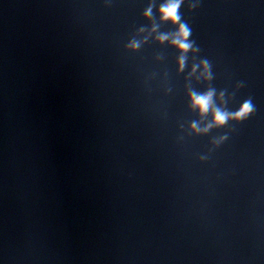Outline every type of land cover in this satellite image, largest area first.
Instances as JSON below:
<instances>
[{
	"label": "clouds",
	"instance_id": "9594fccd",
	"mask_svg": "<svg viewBox=\"0 0 264 264\" xmlns=\"http://www.w3.org/2000/svg\"><path fill=\"white\" fill-rule=\"evenodd\" d=\"M183 0H169L168 3L163 4L159 9V14L162 22H170L172 25H177L179 22L178 9L180 8ZM151 16V7L145 12V17L148 18ZM152 32H156V28L153 27ZM190 35V30L186 25L180 24L177 32L169 37L168 35H159L157 40L160 43H164L170 40V43L173 47L177 48L181 53L180 59L178 61L179 70L183 71L184 68V56L192 49V44L188 43V38ZM129 47L132 50H136L139 47L137 42H132ZM202 72L201 76L204 79H210L209 69L207 63H203L200 65ZM196 68L194 67L192 70V74H195ZM213 96L214 91L209 90L204 94H192L190 96V102L193 110H197L200 114L201 119H203L210 111L212 114V123L206 125L203 129H201L196 123H193L191 126V131L194 134H204L207 133L213 127H221L225 125L228 120H241L245 118L252 110L250 103H245L239 112L235 115H229L227 112L216 109L213 107Z\"/></svg>",
	"mask_w": 264,
	"mask_h": 264
}]
</instances>
